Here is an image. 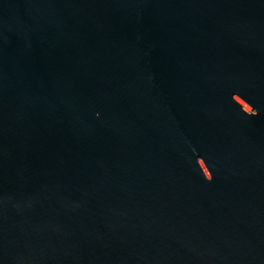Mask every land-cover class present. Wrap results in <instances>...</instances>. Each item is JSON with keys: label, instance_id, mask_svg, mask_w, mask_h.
I'll return each mask as SVG.
<instances>
[{"label": "water", "instance_id": "water-1", "mask_svg": "<svg viewBox=\"0 0 264 264\" xmlns=\"http://www.w3.org/2000/svg\"><path fill=\"white\" fill-rule=\"evenodd\" d=\"M0 264H264V0H0Z\"/></svg>", "mask_w": 264, "mask_h": 264}]
</instances>
